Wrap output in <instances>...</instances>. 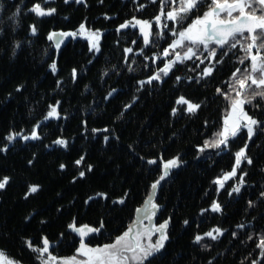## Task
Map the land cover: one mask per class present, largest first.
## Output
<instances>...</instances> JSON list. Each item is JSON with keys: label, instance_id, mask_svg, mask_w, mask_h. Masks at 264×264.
<instances>
[{"label": "trees", "instance_id": "obj_1", "mask_svg": "<svg viewBox=\"0 0 264 264\" xmlns=\"http://www.w3.org/2000/svg\"><path fill=\"white\" fill-rule=\"evenodd\" d=\"M38 2L55 13L38 17L30 11ZM208 4L204 0L185 22ZM160 9L161 0H0V149L6 147L0 150V180L9 178L0 189V250L14 261L41 264L28 242L42 246L44 237L51 255L76 254L80 237L68 227L74 219L77 227L103 222L100 232L84 238L89 247L113 242L149 197L164 162L178 157L179 166L154 191L155 219L168 221V239L151 264H264L258 247L264 239V126L251 139L242 131L226 149L200 154L221 125L225 93L244 50L225 48L223 57L218 50L210 76L202 75L206 62L193 58L147 83L164 64L171 22L162 17L168 25L162 30L153 24L147 45L135 22H152ZM126 22L131 24L120 28ZM81 23L101 33L99 51L80 38L65 40L59 49L48 40L50 33L76 31ZM181 96L200 108L188 112L176 103ZM51 106L59 115L46 120ZM245 110L264 121V99L257 97ZM34 128L39 139L24 140ZM14 133L20 135L9 142ZM58 139L67 146L56 144ZM245 145L252 163L243 160L237 168L243 182L230 178L217 189L216 179L232 169ZM32 185L39 190L29 193ZM213 202L221 211L211 210ZM215 228L222 234L205 238ZM197 235L204 238L196 242Z\"/></svg>", "mask_w": 264, "mask_h": 264}, {"label": "snow or ice", "instance_id": "obj_2", "mask_svg": "<svg viewBox=\"0 0 264 264\" xmlns=\"http://www.w3.org/2000/svg\"><path fill=\"white\" fill-rule=\"evenodd\" d=\"M44 2L47 3V0H44ZM77 2H80V0H77ZM174 3H176V0H161L160 15L155 17V21L158 25L161 23V17H165L166 20L182 25L183 21L189 16V14L194 13L198 7L204 4V0H179V7H173L165 12V6ZM30 11L35 13L38 17H44L51 16L55 13L56 9L42 8L41 3L38 2L30 9ZM19 12L20 9L18 8L15 15H18ZM129 24H131V22H126L125 24L120 25V28H127ZM136 24L140 25V31L143 34L144 43L147 45L152 42L150 40V37L153 35L152 23L150 21L137 20ZM163 27L167 28L168 25L165 23L163 24ZM30 30L32 34H36L37 27L31 26ZM172 32L173 35H176L178 38L173 41L169 47L173 50L177 47H184L186 48V51H184L183 55L176 52L175 60H169L163 68L149 78L147 83H151L153 80H160L161 74L167 76L172 66L177 62L196 58L201 64H203L205 59H216L218 50L219 55L223 57L228 55V52L224 51L225 48L231 50L240 46L242 50L245 51L246 55L239 61V63L244 64L245 60H250V67L245 68L242 73L241 69L237 68L232 74L233 77H237V73H241V75L236 78V84L239 86V90L236 92V97H232L230 94L225 93L226 98L230 100L231 104V112L229 116L232 118V123L229 125V117H226L223 128L215 134L216 138L210 141L206 140L203 147L200 148V151L203 152L206 148L219 149L222 145L227 146L230 137H236L242 129H246L247 136L251 139L254 133L259 130L261 126H264V121H258L248 115L244 107L246 104L250 105L257 97L264 99V0H209L208 10L205 11L202 16H197L192 20V23L182 31H177L173 28ZM85 34L90 38V49L99 51L101 33L99 30L89 31L84 23H81L76 31L52 32L49 34L48 40L53 41L56 48L59 49L64 38ZM158 34L159 33H157V35ZM185 41L188 43L185 44ZM254 49L255 53H253ZM126 51L131 52L132 49L129 48ZM164 55H169L168 49L164 50ZM201 56H203L204 59H201ZM216 62L219 63L220 61L217 60ZM214 66L215 65H210L209 67L204 68L202 75L210 76ZM50 68L53 72L56 71L55 62L50 65ZM75 74L76 69H73V76H75ZM177 80H180V77H177ZM139 83L142 86L146 82L140 81ZM232 87L233 90H236L235 86ZM245 89L249 90L247 95H244ZM114 91L116 90L114 89L113 92ZM217 91L220 92V89H217ZM109 95H112V93H109ZM176 103L179 105H187L188 112H195L200 108L199 104L191 103L183 96H181ZM175 112L176 109L174 108L173 113L175 114ZM58 115L57 107L51 106V110L47 113L45 119L47 120L51 117H57ZM36 127H39V125ZM19 135V133L10 134L6 139L11 142ZM23 139H39L36 129H33L31 137L24 136ZM105 139L107 140V137H105ZM55 143L65 147L67 146V141L63 139H58ZM246 148L247 145L236 153V166L232 171L225 174L223 179L216 181L220 187L224 186V180L230 179L235 175L236 168L240 166L242 160H247L248 164L252 163V160L246 156ZM0 150H6V147L5 149ZM82 160L83 157L75 163L79 165ZM148 163L153 164L156 163V161L149 160ZM179 164L180 161L178 157L164 162L163 174L155 183H153L152 188L156 189L160 182L165 180L169 175L170 170L178 167ZM64 167L65 166L62 164L61 168ZM88 170H91V166H89ZM79 175L83 177L85 172L81 171ZM8 179V177H4L0 180V189L5 188ZM242 182L243 177H241V183ZM38 190L39 185H32L29 187V193H35ZM232 191L239 193L240 188L235 187ZM97 195L106 196L104 193H98ZM261 195L264 196V193ZM91 199H94V197H89V200ZM119 203H124V200L120 199ZM146 203L151 204L154 215L159 206L152 203L151 196ZM211 210L219 212L221 211V205L217 202H213ZM137 211H139V209ZM150 218L151 217H149V219ZM185 223H187V221H185ZM103 226V222H101L99 228H93L89 225H81L77 227L74 219L73 223L68 227L79 235L80 246L77 249V253L86 259L78 260L74 256L70 259L59 261V264H151V260L155 258L156 254L160 253L165 246V241L168 239L166 234L168 221L166 220L159 224V226L155 227V232L159 233V237L155 242H152L151 229H146L144 233L137 231L135 239H130L132 228L129 227L126 232L116 238L114 243L106 244L102 247H89L85 243L84 238L89 234L100 232ZM239 227L244 226L241 225ZM214 232L217 235H213ZM220 234H222L221 229L215 228L212 231L205 233V236L217 239ZM142 235L148 237L149 242L147 244L142 243L140 239ZM233 235H235V233H233ZM203 238L204 237L197 235L195 241L199 242ZM28 247L38 254L37 259L40 260L41 264H56L57 257L51 255V245L47 237L42 239V246L33 248L31 241H29ZM258 247L264 250V239L261 240ZM45 254L47 255L45 256ZM261 254L264 255V251H262ZM0 264H17V262L8 259L5 253L0 250ZM253 264H258V262L253 261Z\"/></svg>", "mask_w": 264, "mask_h": 264}, {"label": "rangeland", "instance_id": "obj_3", "mask_svg": "<svg viewBox=\"0 0 264 264\" xmlns=\"http://www.w3.org/2000/svg\"><path fill=\"white\" fill-rule=\"evenodd\" d=\"M170 5L172 6V5H174L175 7H179V0H176V3H174V4H169V9L168 10H170ZM171 8H173V7H171ZM167 10V11H168ZM166 11V12H167ZM203 15V14H202ZM201 15V16H202ZM196 17H194L193 19H195ZM161 19H162V17H161ZM193 19H191L190 21H188L187 23L185 22V20L183 21V24L181 25V24H176V23H174L173 21H170L171 22V27H170V33H171V35H173V32H172V29L173 28H175L177 31H182L185 27H187L189 24H191L192 23V20ZM136 23V22H135ZM152 23V25L153 24H156V26L159 28V29H164V27H163V23H160L159 25L156 23V21H155V19L151 22ZM165 24V23H164ZM88 29V28H87ZM89 31H93V30H90V29H88ZM67 32H72V31H67ZM77 38H80V39H83V40H85V41H87L88 42V44H89V46H90V38H89V36L87 35V34H85V35H77L76 37H66V38H64V40H63V42L65 41V40H68V39H77ZM172 40H171V42H170V44L165 48V49H168L169 50V55L168 56H165L164 55V50L162 51V53H161V56L163 57V66L161 67V68H163L168 62H169V60H175V53L176 52H179V53H181V55H183V53H184V51H186V48H184V47H177L175 50H173V49H171L169 46L173 43V41H175L178 37L176 36V35H173L172 37ZM188 42L187 41H185V44H187ZM240 47V46H239ZM93 51H95L94 49H92ZM240 50H242V48L240 47ZM95 52H97V51H95ZM253 53H255V49L253 50ZM241 56H240V58H238V62L242 59V58H244L245 57V55H246V53H245V51H244V53L243 52H241ZM205 55H206V53H205ZM155 58H157L156 56H155ZM201 59H204V57L203 56H201L200 57ZM196 59V58H195ZM204 62H206L205 64H206V66L204 67V68H206V67H209L210 65H212V63L214 62V60H207V59H205L204 60ZM239 64H241V63H239ZM242 67L240 68L241 69V73L243 72V70L245 69V68H247V67H250V60H245V63L244 64H242L241 65ZM160 68V69H161ZM159 69V70H160ZM158 70V71H159ZM157 71V72H158ZM156 72V73H157ZM155 73V74H156ZM241 73H237V77H239L240 75H241ZM162 75V74H161ZM237 77H233V75H232V77H231V85H230V87H229V90H227L226 91V93L227 94H230L232 97H236V92L239 90V86L236 84V78ZM232 86H235V89L236 90H233V87ZM254 87V86H253ZM248 89H245L244 90V95H247L248 94ZM226 100H227V107H226V109H225V113H224V115H223V118H222V122H221V125H220V127H219V129L218 130H216L212 135H211V137L209 138V139H207V140H212V139H215L216 138V136H215V134L217 133V132H219L222 128H223V126H224V121H225V118L226 117H229V125H231V123H232V118L229 116V114H230V112H231V104H230V100L229 99H227L226 98ZM186 106V108H187V105H185ZM245 107V106H244ZM246 111V110H245ZM249 115V114H248ZM242 131H244L245 133H246V129H242L239 133H241ZM238 133V134H239ZM237 134V135H238ZM246 135H247V133H246ZM231 138V137H230ZM247 138H248V136H247ZM249 139V138H248ZM226 147L227 146H221L219 149H217V148H206L203 152H201L200 151V154L201 155H205V156H207V155H209L213 150H215V151H221V150H223V149H226ZM240 151V150H239ZM238 151V152H239ZM237 153V152H236ZM236 155V154H235ZM242 162H243V160L241 161V164H242ZM236 166V164H235V161H234V165H233V167H232V169L234 168ZM232 169L230 170V171H228V172H226V173H224L222 176H220L219 178H217L216 179V181L217 180H221V179H223V177L225 176V174H227V173H229V172H231L232 171ZM237 168H236V173H235V175L234 176H232L231 178H233L234 179V181L236 182V185H240V183H241V177H238L237 175ZM238 177V178H237ZM227 180H229V179H227ZM227 180H224L223 181V183H225ZM216 186H217V189H219V188H221L220 187V185L218 184V183H216ZM154 191H155V189H151V193H150V195H149V197L151 196L152 197V203H154V204H156L155 202H154V198H153V196H154ZM149 197L146 199V201L143 203V205L139 208V211H137L136 212V215H135V217L133 218V221L131 222V224L129 225V227H131L132 228V234H131V237H130V239H135V236H136V233H137V231H139V232H141V233H144L145 232V230L146 229H151L152 230V232H151V236H152V242H155V240L159 237V233H157V232H155V227H157V226H159V224H161V223H158V222H156V213H157V210H158V208L156 209V211H155V214L153 215V212H152V207H151V204H149V203H146L148 200H149ZM149 217H151L150 219H149ZM129 227L127 228V230L129 229ZM127 230H125L124 232H126ZM167 230V229H166ZM123 232V233H124ZM122 233V234H123ZM121 234V235H122ZM121 235H119V236H121ZM213 235H217L215 232L213 233ZM118 236V237H119ZM205 238H211V237H207V236H205ZM140 239H141V241H142V243H144V244H147L149 241H148V237L147 236H144V235H142L141 237H140ZM116 240V239H115ZM115 240L113 241V242H111V243H114L115 242ZM111 243H108V244H111ZM106 245V244H105ZM102 246H104V245H100V246H92V247H102ZM47 254H45V256H46ZM130 255V254H129ZM54 256V255H53ZM76 257L78 260H84V259H86L85 257H83V256H81V255H79L78 253H76V254H74V255H71V256H68V257H57V256H55V257H57V262H56V264H59V261H61V260H64V259H70V258H72V257ZM8 257V256H7ZM8 259H10V260H12V261H14L13 259H11V258H9L8 257ZM16 262V261H15ZM256 262H258V264H262L261 263V261H256ZM17 264H21V263H18L17 262Z\"/></svg>", "mask_w": 264, "mask_h": 264}]
</instances>
